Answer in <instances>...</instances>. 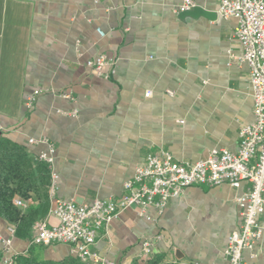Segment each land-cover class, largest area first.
<instances>
[{
  "label": "crops",
  "instance_id": "crops-1",
  "mask_svg": "<svg viewBox=\"0 0 264 264\" xmlns=\"http://www.w3.org/2000/svg\"><path fill=\"white\" fill-rule=\"evenodd\" d=\"M193 1L214 17L177 13L182 0H0V136L36 160L49 147L30 139L54 145L57 199L118 200L137 167L163 150L181 163L207 160L214 149L238 152L254 117L237 20L222 18L217 0ZM101 55L115 61L108 80L87 66ZM249 188L196 185L163 214L124 210L95 249L115 264H228V240L241 225L237 199ZM19 199V217L0 220L4 237L16 229L12 254L77 259L69 244L30 246L37 223H58L50 187ZM258 222L264 230V217ZM244 258L264 264V231Z\"/></svg>",
  "mask_w": 264,
  "mask_h": 264
},
{
  "label": "built area",
  "instance_id": "built-area-1",
  "mask_svg": "<svg viewBox=\"0 0 264 264\" xmlns=\"http://www.w3.org/2000/svg\"><path fill=\"white\" fill-rule=\"evenodd\" d=\"M99 1V0H96ZM217 13L222 18L237 20L234 38L241 44L243 54L239 61L250 68L253 99V121L241 128L240 148L237 153L214 149L207 160L196 163L177 162L168 151L150 154L137 167L134 176L124 184V194L120 199H97L91 204H78L56 198V175H52L50 195L54 202L51 214L58 220L49 226L41 221L36 224V235L30 246H50L69 244L82 264H115L102 256L96 249L100 232L122 211L136 208L139 215L148 218L151 209L163 214L170 199L185 192L191 186H219L229 184L239 188L243 183L250 184L249 190L237 199L240 208L241 225L231 234L225 250L228 264H248L245 251L255 249L263 236V228L258 220L264 217V0H217ZM193 0H182L177 13L195 9ZM115 61L105 55L90 60L87 66L99 76L108 80L114 71ZM104 68L111 69L104 72ZM173 95L172 92H168ZM40 91L27 100L26 106L32 108ZM151 92L146 94L147 97ZM67 97V96H66ZM76 116V113H73ZM29 143H42L49 147L42 152L38 161L51 166L56 149L47 139ZM17 207L23 201L15 198ZM8 236L0 232L3 258L1 264H14L13 240L16 229L9 227ZM152 243L145 242L143 254L151 253ZM198 264V263H195Z\"/></svg>",
  "mask_w": 264,
  "mask_h": 264
},
{
  "label": "trees",
  "instance_id": "trees-1",
  "mask_svg": "<svg viewBox=\"0 0 264 264\" xmlns=\"http://www.w3.org/2000/svg\"><path fill=\"white\" fill-rule=\"evenodd\" d=\"M51 172L49 165L36 160L27 150L10 139L0 136V220L9 223L19 217L14 205L15 198L30 200L32 192L49 188ZM0 251V264L2 261ZM14 264H82L77 259L62 262H41L33 255L16 256Z\"/></svg>",
  "mask_w": 264,
  "mask_h": 264
},
{
  "label": "water",
  "instance_id": "water-1",
  "mask_svg": "<svg viewBox=\"0 0 264 264\" xmlns=\"http://www.w3.org/2000/svg\"><path fill=\"white\" fill-rule=\"evenodd\" d=\"M185 15H191V16H194V17L201 16V15H203V16H209L211 18L214 17V14L213 13L205 12L201 8H195L192 11L185 13Z\"/></svg>",
  "mask_w": 264,
  "mask_h": 264
}]
</instances>
